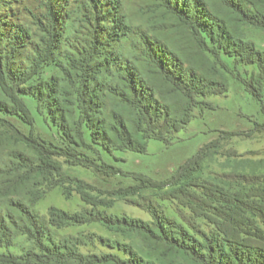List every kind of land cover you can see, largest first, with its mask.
Masks as SVG:
<instances>
[{
    "label": "trees",
    "instance_id": "16d2710c",
    "mask_svg": "<svg viewBox=\"0 0 264 264\" xmlns=\"http://www.w3.org/2000/svg\"><path fill=\"white\" fill-rule=\"evenodd\" d=\"M217 1L225 18L204 0H194L193 10H178L176 3L173 6L172 0H166L180 20L176 22L182 36L178 44L165 45V53L149 49L139 62L150 71L141 75L132 65L120 62L125 64L118 67L120 71H102L99 91H84L77 80L72 101L66 105L64 95L55 93L44 119L59 130L62 147L12 127L17 142L36 157L16 155L22 165L42 175L43 194L60 188L67 199L79 196L82 207L71 212L52 206L41 215L30 209L41 200V193L28 200V205L6 201L28 222L18 232L37 251L20 257L0 253V264H264V175L228 172L205 178L202 169L208 158L219 154L223 139H253L264 133V49L245 40L244 34V28L264 32V0ZM226 59H232V67ZM113 74L115 78L108 80ZM154 75L161 79V88L149 82ZM230 79L241 84L259 105L263 121L255 122L252 129L218 131L216 139L204 144L167 180L125 172L104 160L103 154L114 152L145 153L149 140L172 145L198 111L213 109L207 102L210 96L226 95ZM0 91L12 101L17 116L23 113L31 119L29 123L24 118L32 127L34 119L22 96L33 95L6 85L1 67ZM2 100L0 112L7 108ZM228 155L242 157L234 151ZM59 158L65 159L67 167L91 170L106 178H131L136 183L100 189L76 173L63 171ZM119 202L148 213L153 226L110 214L108 210ZM159 202H168L177 220ZM10 222L17 228V222ZM1 224L4 236L10 234ZM91 224L123 241L84 231L60 234Z\"/></svg>",
    "mask_w": 264,
    "mask_h": 264
},
{
    "label": "rangeland",
    "instance_id": "374dc122",
    "mask_svg": "<svg viewBox=\"0 0 264 264\" xmlns=\"http://www.w3.org/2000/svg\"><path fill=\"white\" fill-rule=\"evenodd\" d=\"M172 1L178 10H193L194 0ZM204 1L220 16L224 14L226 17L217 0ZM176 21L180 20L167 7L166 0H0V67L5 73L6 85L33 95H23L22 100L34 119L32 127L27 125L25 121L31 123V119L23 113L17 116L12 101L0 91V99L2 97L7 107L0 112V228L2 222L11 232L4 236L0 229V253L20 257L29 251H37V246L18 232L24 225L28 226V222L6 201L28 205V200L46 191L42 175L18 161L16 155L20 154L31 160L36 157L17 142L14 129L26 136L33 135L48 145L62 147L59 130L50 120L44 119L52 109L54 94L62 93L64 104L70 103L72 86L77 80L82 83L84 91L88 88L99 91L103 87L102 71L118 72V67L125 65L120 62L132 65L141 75L150 71L139 61L150 50L165 53V45L179 43L182 32ZM244 34L245 40L264 49V32L244 28ZM115 60L118 62L110 65L107 62ZM226 63L229 67L233 65L232 59H226ZM249 73L250 69L245 72L246 75ZM8 74L13 81L8 79ZM113 75L108 80L114 79ZM157 76L154 75L149 82L161 88L163 84ZM207 102L213 109L198 111L172 145L149 140L145 153L114 152L112 155L103 154L104 160L125 172L167 180L204 144L216 139L218 131H247L255 122L263 121L259 105L235 80H229L225 96H210ZM220 147L219 154L203 164L205 178L228 172L264 175V133L253 139H223ZM231 151L242 157L229 156ZM85 154L96 157L86 151ZM58 161L63 171L70 175L76 173L100 189L136 183L131 178H106L91 170L67 167L63 158ZM150 193L153 192L145 194ZM159 203L169 217L176 219L168 202ZM52 206L73 212L78 211L82 203L76 194L67 199L60 188H55L43 194L35 207L29 208L46 215ZM108 212L153 226L148 213L120 202ZM8 216L18 223L17 228L11 225ZM78 231L123 241L97 224L74 227L60 234Z\"/></svg>",
    "mask_w": 264,
    "mask_h": 264
}]
</instances>
